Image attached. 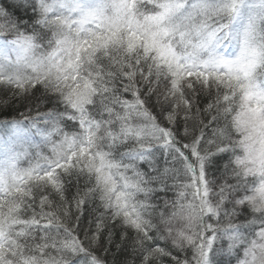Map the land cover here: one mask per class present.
<instances>
[{
  "label": "snow or ice",
  "instance_id": "snow-or-ice-1",
  "mask_svg": "<svg viewBox=\"0 0 264 264\" xmlns=\"http://www.w3.org/2000/svg\"><path fill=\"white\" fill-rule=\"evenodd\" d=\"M0 264H264V0H0Z\"/></svg>",
  "mask_w": 264,
  "mask_h": 264
},
{
  "label": "trees",
  "instance_id": "trees-1",
  "mask_svg": "<svg viewBox=\"0 0 264 264\" xmlns=\"http://www.w3.org/2000/svg\"><path fill=\"white\" fill-rule=\"evenodd\" d=\"M0 118H3V117H0Z\"/></svg>",
  "mask_w": 264,
  "mask_h": 264
}]
</instances>
